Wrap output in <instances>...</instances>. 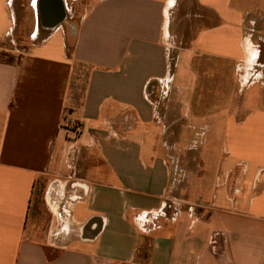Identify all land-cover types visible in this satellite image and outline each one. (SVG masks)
I'll return each instance as SVG.
<instances>
[{
  "label": "crops",
  "instance_id": "0c3cea01",
  "mask_svg": "<svg viewBox=\"0 0 264 264\" xmlns=\"http://www.w3.org/2000/svg\"><path fill=\"white\" fill-rule=\"evenodd\" d=\"M28 1L17 51L0 0V264H264V0H56L41 30Z\"/></svg>",
  "mask_w": 264,
  "mask_h": 264
},
{
  "label": "rangeland",
  "instance_id": "374dc122",
  "mask_svg": "<svg viewBox=\"0 0 264 264\" xmlns=\"http://www.w3.org/2000/svg\"><path fill=\"white\" fill-rule=\"evenodd\" d=\"M18 1L19 0H14V2H13L14 8L16 9V12H15L16 13V15H15L16 24L14 25L12 36L15 39V43H16V46H17V51H22L23 48H25L26 39L32 33V30H34V28H35V20H34L35 17L33 16V13H32L31 10L26 9L27 7L25 8L26 2L27 3L29 2L28 0H23L24 7H19L21 5L18 4ZM87 1H90V0H78L77 3L80 4V5L78 7H76L77 6L76 5L75 9H73V11H69L71 14H73V12H74L75 19H77L79 17V14L81 12V6L84 3H86ZM20 2H22V1L20 0L19 3ZM263 8H264V3H263ZM251 17H253L252 19H255L259 23L260 22L264 23V9L262 11L256 12V14L254 16H251ZM255 27H256V25H255ZM248 34L251 35V38H248ZM261 35L264 36V28L261 30ZM261 35L256 33L255 28L253 26H250L249 30L247 31V34L245 36L246 37L245 40H244L245 44H247L250 48L256 49L258 52H259L260 49H261V51L262 50L264 51V41L263 42L261 41ZM40 38H41V35L38 36L36 40H39ZM250 40L252 41L253 45H256V46L258 45V47L251 46L250 45ZM245 44H244V46H245ZM259 44L261 45L260 48H259ZM8 46L9 47H14L13 45H11V43ZM11 53L12 52H10V51L1 50L0 51V59H2V60L3 59H9L8 56H10ZM13 54H18V53L15 52ZM258 55H259V53H258ZM248 65H249V62H248L247 57H246L245 61L243 62L242 73H244L247 77H248V75L251 72L254 73V74H256L258 72V71L256 72V69L258 68L257 65H256V62H254L253 64H251L249 66ZM250 78L251 79H248V80H250V82L251 81H256V80H252V76ZM250 82H248V83H250ZM256 82H258V81H256ZM238 94H239L238 96H241L243 99L251 100V103L249 104V106L247 105V107L249 109L253 108L252 106H254V104L252 103V100H255V97H258V96H262L263 97V92L260 89V84L259 83H255V84L249 86L246 90H244L241 93L239 92ZM202 135H200L199 138H202L204 136V135L203 136ZM157 139H158V141L161 142V139L159 137H157ZM210 174H211V172H210ZM210 176H206V178L209 179ZM174 199L176 201L177 200L180 201L184 206H186V209H188V207H190V205L193 206V208H195V205L193 203L185 202L186 200L183 201L182 198L171 197V198H169V201H173Z\"/></svg>",
  "mask_w": 264,
  "mask_h": 264
},
{
  "label": "built area",
  "instance_id": "2783aa9c",
  "mask_svg": "<svg viewBox=\"0 0 264 264\" xmlns=\"http://www.w3.org/2000/svg\"><path fill=\"white\" fill-rule=\"evenodd\" d=\"M257 74H254L252 76V80H255L254 78L256 77ZM263 81V80H262ZM62 123L64 126L66 127H70L73 129V132H72V136L68 137L67 138V141H69L70 144H74V142H77L81 136H82V125L80 123H78L74 118H70L68 117L67 114H64L63 117H62ZM172 205H175V209L173 207V213H178V209H179V206L181 205V202L180 201H176L175 199L171 202ZM177 210V211H176ZM189 212L193 211L194 208L193 206L190 205V207H188L187 209ZM161 215H164L165 216V213L160 211V212H157V215L156 214H144L143 215V222H147V223H151L152 226H154V218L158 217V216H161ZM174 216V215H172Z\"/></svg>",
  "mask_w": 264,
  "mask_h": 264
},
{
  "label": "flooded vegetation",
  "instance_id": "af4514ba",
  "mask_svg": "<svg viewBox=\"0 0 264 264\" xmlns=\"http://www.w3.org/2000/svg\"><path fill=\"white\" fill-rule=\"evenodd\" d=\"M45 5L49 6V8L55 12V16H51L50 18L45 17L44 18V13L42 12V10L44 9ZM59 4H57L56 0H40V3H38V8H39V13H38V19H39V27L38 29H45L47 28V26H50L53 23H57L58 22V17L56 15V13L59 12L60 6H58ZM43 8V9H42Z\"/></svg>",
  "mask_w": 264,
  "mask_h": 264
},
{
  "label": "bare ground",
  "instance_id": "6f19581e",
  "mask_svg": "<svg viewBox=\"0 0 264 264\" xmlns=\"http://www.w3.org/2000/svg\"><path fill=\"white\" fill-rule=\"evenodd\" d=\"M242 82H245V77L242 79Z\"/></svg>",
  "mask_w": 264,
  "mask_h": 264
}]
</instances>
